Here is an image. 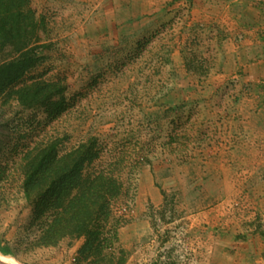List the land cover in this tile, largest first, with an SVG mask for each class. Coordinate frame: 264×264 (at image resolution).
<instances>
[{
  "label": "rangeland",
  "instance_id": "1",
  "mask_svg": "<svg viewBox=\"0 0 264 264\" xmlns=\"http://www.w3.org/2000/svg\"><path fill=\"white\" fill-rule=\"evenodd\" d=\"M29 1L48 47L26 78L67 105L0 97V264H88L83 239L34 247L19 158L93 136L122 162L125 263L264 264V0Z\"/></svg>",
  "mask_w": 264,
  "mask_h": 264
},
{
  "label": "trees",
  "instance_id": "2",
  "mask_svg": "<svg viewBox=\"0 0 264 264\" xmlns=\"http://www.w3.org/2000/svg\"><path fill=\"white\" fill-rule=\"evenodd\" d=\"M29 0H0V97L22 108L44 107L57 117L66 109L63 82L29 76L48 47L38 36L44 28ZM99 138L93 136L68 150L58 141L22 145L19 171L23 196L31 207V226L37 225L36 248L65 239H83L77 260L88 264H124L117 250L120 218L115 206L125 191L119 156L106 164ZM4 254H14L3 248ZM154 264H160L158 262ZM166 264V263H163Z\"/></svg>",
  "mask_w": 264,
  "mask_h": 264
},
{
  "label": "crops",
  "instance_id": "3",
  "mask_svg": "<svg viewBox=\"0 0 264 264\" xmlns=\"http://www.w3.org/2000/svg\"><path fill=\"white\" fill-rule=\"evenodd\" d=\"M261 63H262V66L264 67V60H263ZM61 242H62V241H61ZM61 242H60V243H61ZM60 243H59V244H60ZM50 247L53 248L52 246H50ZM75 247H76V246H75ZM75 247H74V248H75ZM75 251H78V250H75ZM127 259H128V258H127ZM62 261H63V260H62ZM127 262H128V261H127ZM125 264H128V263H125Z\"/></svg>",
  "mask_w": 264,
  "mask_h": 264
}]
</instances>
